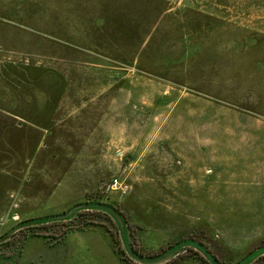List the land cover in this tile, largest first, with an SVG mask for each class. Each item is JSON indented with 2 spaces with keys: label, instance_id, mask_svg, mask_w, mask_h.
<instances>
[{
  "label": "rangeland",
  "instance_id": "rangeland-1",
  "mask_svg": "<svg viewBox=\"0 0 264 264\" xmlns=\"http://www.w3.org/2000/svg\"><path fill=\"white\" fill-rule=\"evenodd\" d=\"M0 264H264V0H0Z\"/></svg>",
  "mask_w": 264,
  "mask_h": 264
},
{
  "label": "built area",
  "instance_id": "built-area-1",
  "mask_svg": "<svg viewBox=\"0 0 264 264\" xmlns=\"http://www.w3.org/2000/svg\"><path fill=\"white\" fill-rule=\"evenodd\" d=\"M113 188H116V189H119V190L124 191V190L126 189V186L123 187L121 184H119V183L116 181V182H114V184H113Z\"/></svg>",
  "mask_w": 264,
  "mask_h": 264
},
{
  "label": "trees",
  "instance_id": "trees-1",
  "mask_svg": "<svg viewBox=\"0 0 264 264\" xmlns=\"http://www.w3.org/2000/svg\"><path fill=\"white\" fill-rule=\"evenodd\" d=\"M72 216V215H71ZM47 221V220H46Z\"/></svg>",
  "mask_w": 264,
  "mask_h": 264
}]
</instances>
